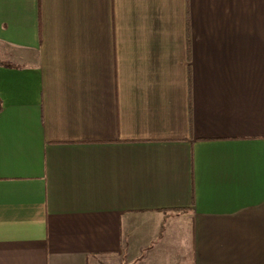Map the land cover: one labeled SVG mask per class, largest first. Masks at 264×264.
<instances>
[{
	"label": "crops",
	"instance_id": "obj_1",
	"mask_svg": "<svg viewBox=\"0 0 264 264\" xmlns=\"http://www.w3.org/2000/svg\"><path fill=\"white\" fill-rule=\"evenodd\" d=\"M0 264H264V0H0Z\"/></svg>",
	"mask_w": 264,
	"mask_h": 264
},
{
	"label": "trees",
	"instance_id": "obj_2",
	"mask_svg": "<svg viewBox=\"0 0 264 264\" xmlns=\"http://www.w3.org/2000/svg\"><path fill=\"white\" fill-rule=\"evenodd\" d=\"M2 109V103H1V100H0V110Z\"/></svg>",
	"mask_w": 264,
	"mask_h": 264
}]
</instances>
